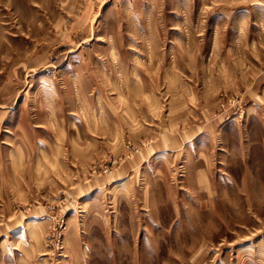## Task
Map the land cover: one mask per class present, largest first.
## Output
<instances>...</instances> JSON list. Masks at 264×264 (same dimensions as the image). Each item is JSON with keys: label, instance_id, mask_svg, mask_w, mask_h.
<instances>
[{"label": "rangeland", "instance_id": "rangeland-1", "mask_svg": "<svg viewBox=\"0 0 264 264\" xmlns=\"http://www.w3.org/2000/svg\"><path fill=\"white\" fill-rule=\"evenodd\" d=\"M143 32L157 37L156 57L103 54L152 43ZM139 59L164 102L177 90L162 70L194 83L196 110L212 103L232 121L227 138L193 164L157 155L65 201L66 187L115 173L131 154L118 136L127 128L112 125L125 106L107 82L122 60ZM263 73L264 0H0V228H21L11 262L68 264L82 253V264H264V87H249ZM29 220L45 227L31 249Z\"/></svg>", "mask_w": 264, "mask_h": 264}, {"label": "crops", "instance_id": "crops-1", "mask_svg": "<svg viewBox=\"0 0 264 264\" xmlns=\"http://www.w3.org/2000/svg\"><path fill=\"white\" fill-rule=\"evenodd\" d=\"M86 13L87 14H83H90V10H87ZM153 36L154 35L150 32H143L140 34L139 39L151 40L153 41L152 43L140 44L135 48H131L130 46L127 48H108L106 53L103 54L121 55L124 57L127 55L152 57L158 54L157 50L159 49H157V42H155L157 37ZM130 39L133 38L131 37ZM122 62L124 64H120V69L115 72L114 79L107 82V87L111 90V93L113 92L112 99H115L113 103L121 102L126 108H123L121 112L117 109V111L113 112L111 117L116 120V123H112V125L115 126L118 133H122L121 130L125 127L127 128V135L118 136H127V143L129 142L133 147L131 148V154L115 173L101 178L78 179L74 182L75 185L73 187H66L64 189L65 196L62 198L65 201L74 202L96 190L108 187L115 181L124 180L130 173L140 168L157 155L164 154L177 159H183L187 164H193V160L190 158L198 159V156L195 157L196 154L206 156V146L211 148V146L214 144L216 145L219 140L222 143L223 138H227L229 124L232 123V121H226V113H218L212 103L196 110V104L200 99H197L195 95L194 83L191 84L179 79L180 77L178 74L171 71V69L169 71L162 70L163 81L166 82L169 87L177 90L169 97V100H166L167 102H164V97L153 90L155 86L152 85L153 82L149 79V77L152 76L151 73L149 74L148 70L137 66L140 65L138 64L140 59L136 61V63H128L127 60H122ZM168 65L170 64L168 63ZM260 79L249 87H253L255 91L256 89L258 91V87H264V73ZM76 82H78V80H76L75 83ZM75 87L76 92H79L80 88L78 86ZM181 87H188L193 90H189L186 95L187 97L182 98L179 91ZM254 92H252L250 100H260V97H262L261 93L254 94ZM101 95H104V93H96L93 91V97H95V99H98ZM62 108L63 106H61L60 113L58 112L60 118L62 114L63 116L67 115L64 112L62 113ZM93 108L94 106L91 109L90 115L92 116L90 118H94L95 113L93 112ZM143 108L147 109L149 112L147 114L141 113ZM95 117L100 116L96 114ZM121 120H126L127 123L125 125L122 123V125ZM149 120H153V122H148ZM122 126L125 127L118 128ZM64 135H66V131L63 130L60 132V143L57 145L59 150L62 149L61 142ZM116 142V146H119L120 141L116 140ZM14 163L15 161L11 162L12 166L16 168V164L14 165ZM202 167L205 166L202 165ZM207 182L209 181L206 171L202 170L197 174V183L200 185H207ZM47 212L48 210L45 207L33 209L30 218L34 219V217L38 215L43 216ZM39 222L42 221L29 220V225H26L24 230H22V233L25 234V237L23 236V238H25L24 241H26L25 248L29 247V249H31V247H34V244L38 246L40 239L43 238L45 227H34L36 226L34 223ZM20 229L21 228L18 230H9L8 227L7 229L3 227L0 228L3 233L8 230V233L2 235V241L0 242V254L2 256L0 258V264L7 263L6 261L11 262L15 259L13 252L18 249L15 246L10 248L7 244L10 240H14V237L20 232ZM72 252L74 253L75 251L72 250ZM79 254L80 255H69L65 257L62 262H67L68 264L70 262L71 264H82V253Z\"/></svg>", "mask_w": 264, "mask_h": 264}]
</instances>
